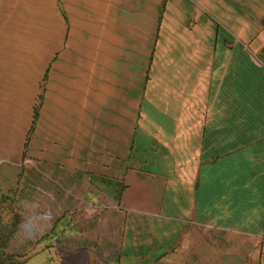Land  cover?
<instances>
[{
    "label": "crops",
    "instance_id": "1",
    "mask_svg": "<svg viewBox=\"0 0 264 264\" xmlns=\"http://www.w3.org/2000/svg\"><path fill=\"white\" fill-rule=\"evenodd\" d=\"M0 189L23 264H264V0H0Z\"/></svg>",
    "mask_w": 264,
    "mask_h": 264
},
{
    "label": "trees",
    "instance_id": "2",
    "mask_svg": "<svg viewBox=\"0 0 264 264\" xmlns=\"http://www.w3.org/2000/svg\"><path fill=\"white\" fill-rule=\"evenodd\" d=\"M47 75H45L44 80H46ZM43 80V81H44ZM43 99L42 94L39 96V103L35 106V114L33 119V126L37 121L38 114H39V108L41 106V101ZM29 132V136L30 133ZM8 196H11V199L9 200L11 202L12 207L10 208L11 213H5L3 211H0V264H23L26 258L25 256L20 255H12L7 253V249L9 246V243L12 241V239L15 237L17 231L20 228L21 225V217H22V210L19 204L16 201V190L12 189L10 190ZM8 196H3L8 198ZM79 212H76L75 216L79 215ZM54 232V230H53Z\"/></svg>",
    "mask_w": 264,
    "mask_h": 264
},
{
    "label": "rangeland",
    "instance_id": "3",
    "mask_svg": "<svg viewBox=\"0 0 264 264\" xmlns=\"http://www.w3.org/2000/svg\"><path fill=\"white\" fill-rule=\"evenodd\" d=\"M10 191H3L0 189V211H3L5 213H11L10 208L12 207L11 202L9 201L11 199V196H8ZM8 196V198L3 197Z\"/></svg>",
    "mask_w": 264,
    "mask_h": 264
}]
</instances>
